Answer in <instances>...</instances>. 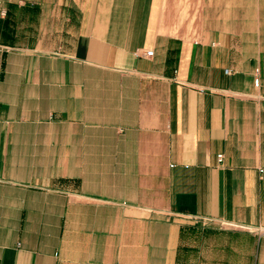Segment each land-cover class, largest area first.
<instances>
[{"label": "crops", "instance_id": "1", "mask_svg": "<svg viewBox=\"0 0 264 264\" xmlns=\"http://www.w3.org/2000/svg\"><path fill=\"white\" fill-rule=\"evenodd\" d=\"M183 1L0 0V264H264V0Z\"/></svg>", "mask_w": 264, "mask_h": 264}, {"label": "built area", "instance_id": "2", "mask_svg": "<svg viewBox=\"0 0 264 264\" xmlns=\"http://www.w3.org/2000/svg\"><path fill=\"white\" fill-rule=\"evenodd\" d=\"M0 14H1V15H4V12H1ZM146 55H147V56H151V55H152V51H147V52H146ZM259 83H260V80H259V79H256V80H255V85L258 86ZM221 157H222V155L219 156L220 159H221Z\"/></svg>", "mask_w": 264, "mask_h": 264}, {"label": "rangeland", "instance_id": "3", "mask_svg": "<svg viewBox=\"0 0 264 264\" xmlns=\"http://www.w3.org/2000/svg\"><path fill=\"white\" fill-rule=\"evenodd\" d=\"M181 4H182V7L181 8L182 9H185V11H187L188 10V7H189L187 1L184 0L183 3L181 2Z\"/></svg>", "mask_w": 264, "mask_h": 264}]
</instances>
